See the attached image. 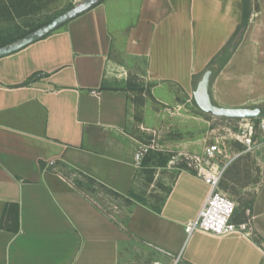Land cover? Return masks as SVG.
<instances>
[{
  "label": "crops",
  "instance_id": "1",
  "mask_svg": "<svg viewBox=\"0 0 264 264\" xmlns=\"http://www.w3.org/2000/svg\"><path fill=\"white\" fill-rule=\"evenodd\" d=\"M239 1L102 0L0 57V264H137L134 252L141 245L132 240L143 243L152 263L264 264V180L257 183L242 168L246 154L227 168L219 187L230 197L236 186L250 190V209L232 197L233 221L249 219L253 236L202 230L186 235L185 224L210 190L190 171L171 167L177 173L156 212L121 196L123 174L114 166L134 163L141 142L128 131L129 92L109 84L108 64L117 63L121 51H133L146 57L150 78L189 84L227 44L234 2L241 4L242 17ZM196 25L198 52L180 74L154 62L150 47L156 38L193 40ZM34 74L39 77L25 84ZM210 95L222 106L264 104V0L250 1L247 26L212 78ZM16 205L14 232L6 226Z\"/></svg>",
  "mask_w": 264,
  "mask_h": 264
},
{
  "label": "rangeland",
  "instance_id": "2",
  "mask_svg": "<svg viewBox=\"0 0 264 264\" xmlns=\"http://www.w3.org/2000/svg\"><path fill=\"white\" fill-rule=\"evenodd\" d=\"M10 1L14 4L12 16H9L3 8ZM69 4H72L69 0H34L32 5H28L33 8L32 11L18 15V12H21L23 7L21 0H0V37L14 36L24 32L34 25L60 14L68 8ZM240 10L241 4L239 6V4L234 2L233 17L235 16L234 23L236 24L233 23L232 25L234 27L231 32L232 36L242 22ZM195 28L196 33L195 37L193 35V40L188 35L186 40H178L177 36H170L168 39L156 38L154 45L150 47L154 62H161L162 65L168 68L169 72L181 73L187 67L186 62L191 57L190 55H193V52H198V47L195 45V40L196 43L198 42L196 39L198 25ZM242 30L239 29L235 36L231 37L232 39H229L231 34L229 35L226 43H229L230 51L233 52L238 45ZM117 57V63L108 64V73L111 75L109 84L124 87L128 90L130 96L128 131L140 140L142 146H148L145 155L149 151H160L161 153L169 154L170 159H172L173 156H178L179 151L197 149L208 136L224 133L222 128L228 125L226 118L216 117L203 112L196 105L192 96L197 81L201 78L203 72L206 69L216 68L218 61H215L210 66L211 68L208 67L209 64L202 65L197 73L192 76V81L189 84H185L174 81L160 83L150 78L146 57L139 56L136 52H124L123 54L121 51L117 54ZM246 106H264V104L254 103ZM256 138L262 140L258 132ZM231 143L233 147L238 148L239 142L232 141ZM262 153L263 156L261 157L264 158V145L262 146ZM246 156H242L245 158L242 161V168L244 170L250 169L255 181L261 183L264 177L257 169L264 171V163L258 162L249 154H246ZM125 160L128 161L130 159ZM168 165L169 163L167 162L165 167L153 169L150 183L147 181L148 173L144 172L141 165L136 167L131 160L129 164L114 163L115 167L121 168L123 174L121 183L118 185L119 190L123 192L121 196L127 197V190L128 192L129 190H134L138 193H143L149 202L159 203L177 173L176 169L169 168ZM248 191L250 190L242 191L240 187L236 186V193L231 196L236 200L238 199V204L240 205L246 199H249ZM102 193H104L105 197L111 198V200H116L120 203L125 202L123 197L118 198L111 194L108 195L107 192ZM131 205L132 203L129 202L126 205V209L130 210L128 207ZM116 221L125 230L127 224L124 219L116 215ZM125 231L129 232V230ZM132 243L139 246L143 245V243L135 242V240H132ZM141 246L140 249L134 252L136 255L133 260H137V264H154L151 261V255L144 252L147 249Z\"/></svg>",
  "mask_w": 264,
  "mask_h": 264
},
{
  "label": "built area",
  "instance_id": "3",
  "mask_svg": "<svg viewBox=\"0 0 264 264\" xmlns=\"http://www.w3.org/2000/svg\"><path fill=\"white\" fill-rule=\"evenodd\" d=\"M226 122L228 125L223 126V134L208 136L197 149L179 151L177 157L173 156L168 161L169 168L183 164L182 170L193 173L210 189L197 216L185 224L184 231L187 236L196 230L215 235L238 232L245 236H253L249 219L242 222L233 221L237 202L220 190L219 186L227 168L242 155L249 154L258 162L264 163V158L261 157L264 145V114L257 118H226ZM257 132L262 140L256 138ZM232 141L239 142L242 148L233 147ZM147 149L148 146L142 145L136 149L134 153L136 167L141 165ZM50 164H53V161ZM262 175L264 177V173Z\"/></svg>",
  "mask_w": 264,
  "mask_h": 264
},
{
  "label": "water",
  "instance_id": "4",
  "mask_svg": "<svg viewBox=\"0 0 264 264\" xmlns=\"http://www.w3.org/2000/svg\"><path fill=\"white\" fill-rule=\"evenodd\" d=\"M102 0H82L62 13L52 18L49 22L39 26L31 32L19 37L5 45L0 46V57L17 51L28 44L37 41L71 19L92 8ZM212 70L206 69L201 78L197 81L192 96L196 105L205 113L222 118H257L262 115L263 110L260 106H222L214 103L210 95V82Z\"/></svg>",
  "mask_w": 264,
  "mask_h": 264
},
{
  "label": "trees",
  "instance_id": "5",
  "mask_svg": "<svg viewBox=\"0 0 264 264\" xmlns=\"http://www.w3.org/2000/svg\"><path fill=\"white\" fill-rule=\"evenodd\" d=\"M33 1L34 0H21V3L23 5V7H22V11L18 12V15H22V14L29 13L30 11H32L33 8L29 7L28 5L29 4L32 5ZM13 6H14V4H13V2L11 3V1H10V3H7V4H5L3 6L4 11L6 13H8L9 16H12V7ZM71 6H73V5L69 4L68 8H70ZM249 16H250L249 0H243L242 22L239 24V26L237 28V31L234 33L232 38L235 36V34L238 32L239 29H244L247 26ZM51 19L45 20V21H43V22H41V23H39L37 25H34L33 27L29 28L28 30H26L24 32H21V33H19L17 35H14V36L13 35H11V36L8 35L7 37H4V36L0 37V46L5 45V44H7V43L19 38V37L24 36L25 34L31 32L32 30H34L36 28H38L39 26L49 22ZM228 45H229V43H227L223 47V49L215 57H213L210 60V62H209V66L208 67L213 65V63L215 61H218V65H217L216 68H211L210 67L211 70H212L211 80L217 74V72L222 68V66L226 63L228 58L231 56L232 51L229 50V46ZM38 77H39V75H37V74L32 75L28 80L25 81V84L29 83L31 80H34V79H36ZM210 84H211V82H210ZM101 88H104V86L102 85ZM262 114H264V109H263V113ZM238 148L239 149L242 148L241 144H239V143H238ZM169 159H170V155L169 154H164V153H161L160 151H149L146 155H144V157L142 158V161H141V163H142L141 164V168H143L144 172L148 173L147 174V181L148 182L151 183V181H152L151 173H153V169H156L158 167H165L167 165V162L169 161ZM178 166H179L178 167L179 169L184 168L183 164H179ZM168 190H167V192H168ZM115 195L120 196L117 193H115ZM165 196H166V194L161 197L159 203H152V202H149L146 199V196L143 193H138V192H136L134 190H129L126 199L127 200H129V199L130 200H135V201L140 202L142 204L148 205L149 207L154 209L156 212H159L160 209H161V205L163 204V202L165 200ZM244 205H246L250 209L251 200L246 199L244 201ZM16 211H17V213H16V217H15L14 221H12V224L6 226L9 230H12L14 232H17L18 229H19L18 205H16ZM0 226H2L1 223H0Z\"/></svg>",
  "mask_w": 264,
  "mask_h": 264
}]
</instances>
